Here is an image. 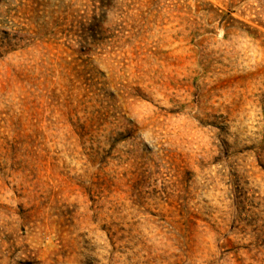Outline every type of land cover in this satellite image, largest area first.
Returning a JSON list of instances; mask_svg holds the SVG:
<instances>
[{
	"label": "rangeland",
	"instance_id": "obj_1",
	"mask_svg": "<svg viewBox=\"0 0 264 264\" xmlns=\"http://www.w3.org/2000/svg\"><path fill=\"white\" fill-rule=\"evenodd\" d=\"M0 264H264V0H0Z\"/></svg>",
	"mask_w": 264,
	"mask_h": 264
}]
</instances>
